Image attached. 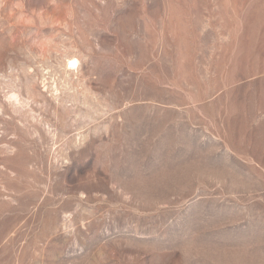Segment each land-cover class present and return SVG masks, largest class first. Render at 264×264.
Returning a JSON list of instances; mask_svg holds the SVG:
<instances>
[{
    "label": "rangeland",
    "instance_id": "1",
    "mask_svg": "<svg viewBox=\"0 0 264 264\" xmlns=\"http://www.w3.org/2000/svg\"><path fill=\"white\" fill-rule=\"evenodd\" d=\"M0 264H264V0H0Z\"/></svg>",
    "mask_w": 264,
    "mask_h": 264
},
{
    "label": "bare ground",
    "instance_id": "2",
    "mask_svg": "<svg viewBox=\"0 0 264 264\" xmlns=\"http://www.w3.org/2000/svg\"><path fill=\"white\" fill-rule=\"evenodd\" d=\"M80 60L71 52L63 51L57 59L56 64L49 66V71L41 69L40 83L43 88L54 96L58 93V85L67 83L73 76L80 71Z\"/></svg>",
    "mask_w": 264,
    "mask_h": 264
}]
</instances>
